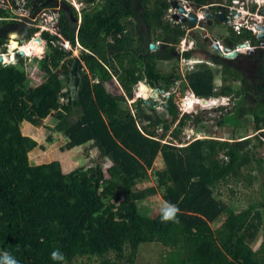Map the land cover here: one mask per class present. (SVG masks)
Wrapping results in <instances>:
<instances>
[{"label":"trees","instance_id":"16d2710c","mask_svg":"<svg viewBox=\"0 0 264 264\" xmlns=\"http://www.w3.org/2000/svg\"><path fill=\"white\" fill-rule=\"evenodd\" d=\"M83 1L85 8L76 32L66 22L65 12L60 20L62 36L72 46L77 42L82 49L77 58L84 69L79 71L75 96L63 89L76 58L63 59L68 53L58 48H50L43 57L42 48L48 45L24 44L21 47L30 46L31 56L38 58L29 70L0 65V254L12 253L20 264H71L77 258L98 254L109 264H133L141 244L157 242L169 249L164 264H264V243L258 250L252 247L263 225L257 204L232 212L223 230L213 232L210 227L228 208L222 197L215 195L217 186L227 183L229 176L237 177L243 165L251 162V156L256 160V146H249L251 138L241 144L200 138L176 146L172 140L180 141L189 116L179 119L174 95L163 106L170 121L156 112L149 99L140 98L135 113L122 106L126 96L133 97L140 83L168 92L181 77L171 80L169 74L156 67L157 61L177 57L176 45L185 35L180 25L172 26L163 19L170 0ZM185 1L200 8L232 0ZM69 7L75 18L76 11ZM138 9L145 23L156 21L147 43V47L159 43L153 53L144 49L139 27L133 23ZM0 16L8 13L0 9ZM246 38H251L250 31L243 29L237 34L230 30L228 40L234 44ZM191 53L185 51L181 56L189 59ZM240 56L225 60L216 55L211 61L221 66L223 74L240 78L241 90L236 91L245 94L250 90L249 81L246 76H238L245 68L233 65ZM262 56L242 57L259 76L252 88L255 96L263 99L252 112L257 131L262 128L259 124L264 125V95L258 88L264 80ZM17 58L18 62L22 60L19 55ZM35 69L44 72L48 80L36 89H28L24 84L25 71ZM114 77L123 95H113L105 88V83ZM183 84L199 99L221 97L230 101L236 92L224 83L216 92L214 72L206 66L188 72ZM147 92L152 90L148 88ZM244 101L239 100L233 112L225 114L218 125H229L228 118L236 115L238 120L235 118L230 126L238 133L242 120L239 110ZM50 116L57 121L51 130L67 140L61 150L90 144L98 150L95 165L79 166L64 174L57 162H29L37 143L21 134V125L40 128ZM178 119L174 132L167 135ZM158 129L162 130L159 137ZM166 136L172 140L162 142ZM261 136H255L259 145L264 142ZM47 142L51 143V137H47ZM159 154L166 167L157 172L159 185L135 190L138 181L149 178L148 172ZM104 160L111 164L105 170ZM256 163L260 165L262 159ZM68 168V163L63 164L64 171ZM121 187L126 191L124 200L112 203L111 196ZM158 189L163 192V201L179 207L177 222H162L160 210L154 217L138 212L136 203L155 195ZM57 249L65 257L63 262L51 259V252Z\"/></svg>","mask_w":264,"mask_h":264},{"label":"rangeland","instance_id":"374dc122","mask_svg":"<svg viewBox=\"0 0 264 264\" xmlns=\"http://www.w3.org/2000/svg\"><path fill=\"white\" fill-rule=\"evenodd\" d=\"M64 0H56V4H51L50 7H53L50 9V11H46V14L53 18L54 15L58 17L60 10L63 7ZM67 1V0H66ZM72 3V7L76 11V17L72 14L68 13L67 18L65 19L66 22L72 24V30L76 32L79 24H80V15L82 12V9L84 8L83 5H81L80 0H68ZM175 1V0H170ZM211 1V0H210ZM215 1V0H213ZM33 2V0H32ZM82 2H84L82 0ZM76 6H73L74 4ZM224 4V2H222ZM43 4H37L38 8H42ZM28 6H31V3L29 2ZM49 6V5H48ZM182 6L185 8L187 13H196L198 14L199 19H201L203 14V7H196L192 3L182 0ZM49 7V8H50ZM205 7V6H204ZM138 8V7H137ZM47 9V7H46ZM45 9V10H46ZM12 10L15 13H23L24 11L15 10L12 8ZM177 13V10L172 7V3L170 5V8L166 11L163 19L166 22L171 23L172 26L176 24V18L175 15ZM136 21H133L134 24H136L139 27V31L141 36L143 37V45L145 49L147 48L150 53H153L156 51L159 47V43H151L154 44L153 49H149L147 47V43L149 41V32L152 34V30L155 31L156 21L151 19L149 23H145V21L142 19L140 15V10L138 9L136 11ZM208 21V20H207ZM207 21H201L196 26H188L186 23L184 24L183 29L185 31V35L179 43L176 45L175 48V55L177 54V57L174 60L170 61H157L156 67L162 72L169 74L171 76V80H175L177 76H181L180 79H177L175 82V85L170 88L166 93L165 91L157 92L155 89H151L150 87H147L152 90V92L148 93L145 91V93L148 95L147 99L148 101H152L155 104L156 112L163 118L168 119L169 121L171 118H169L167 111L163 108L165 105V97L169 94L174 95V102L176 104V107L179 112V119L183 115L189 116V121H187V125L183 129L182 133L179 135L180 141H174L171 137L166 136L164 138L163 142L171 141L176 145H187L194 139H200V138H213V139H219V140H227L230 142L233 141H239L244 142L246 138H251V142L249 144L250 148H252L254 145L256 146V160L262 159V163L259 165L256 163V160L254 157L251 156V162L248 164L243 165L241 172L239 175L236 176H229L230 178L227 183L218 185L215 190V195L222 197V199L228 204L227 210L219 217L218 220H216L214 223L210 224L211 230L215 232L216 230H223L225 228V221L226 219L232 214V212H239L244 208H247L248 206L252 204L258 205V210L263 215V225L262 228L258 234V239L255 244H253V249L258 250L262 247V244L264 243V142L263 145H259V141L255 138L257 135H262V139H264V128L262 124H259L261 129L258 131L256 128V122L254 115L252 112L254 111V107L259 104L260 101L263 99L258 98L255 96L253 87L256 85L255 81L258 79V75L256 74V69L254 66L250 64L248 66V63L246 60L242 57L246 53L241 54L239 62L237 60L234 61L233 65L237 64L241 69L245 68L244 72L239 73V77L246 76L249 81V88L253 92H249L245 94H238L236 90H241V81L240 78L232 77L230 75L223 74L221 66L216 65L214 62L211 61V59L216 58L217 53L212 50V44L219 42L222 46L230 47L232 44L224 41L225 39V31L223 32V27L217 25H211L209 26V23ZM207 22V23H205ZM63 28V24L59 26L58 34L62 38V45H64L66 48H64L62 51L68 53L66 56H64L63 59H67L66 57H75V60H78V56H80L81 48H79L76 44L71 45L69 41H67L64 36L61 34V30ZM1 29V28H0ZM2 34V29L0 30ZM25 36L28 34L24 30ZM50 37H53L52 31L49 33ZM9 37V36H8ZM12 38H10L11 41ZM63 40H66L63 44ZM255 41V39H253ZM12 43V42H11ZM4 44V43H3ZM0 45V53L5 52L3 54H9V65H16V67H22L26 69H30L29 65L32 64L33 61H37L38 58L30 57L29 59L25 56L31 55L30 50L28 51V54H25L22 60L16 59V51L12 52L11 47L13 45H10L8 47H5L4 45ZM53 44H55L53 42ZM149 46V45H148ZM5 47V48H3ZM21 47V46H19ZM238 48L237 50H239ZM19 50V49H18ZM61 50V49H60ZM185 51H191V58L184 59L181 55ZM49 50H45L43 52V57L47 55ZM10 55H13V59H10ZM222 58V57H221ZM192 60V61H191ZM228 60V59H225ZM7 61V60H5ZM39 61V60H38ZM63 61V60H62ZM264 62V60H263ZM229 63V62H227ZM240 63V64H239ZM0 65L3 66L2 62H0ZM7 65V64H6ZM82 67L83 64L81 63ZM229 66V64H227ZM209 67L215 75V85L216 89L215 91H219L220 87L226 84L227 86H231L232 89H234L236 92H234L231 97V100L226 98V101L223 100L221 104H218L217 101H210L208 105L201 104V108L195 109L194 104L195 103H201V99L196 97L191 91H189L184 84V78L185 75L188 72L194 71L197 68L200 67ZM231 68V66H230ZM78 71L76 74L75 83L71 79L69 82H64V91L69 90L70 93L75 96L78 90V82H79V70L80 68H77ZM84 69V67H83ZM47 77L44 72H42L40 69L32 70L31 72L25 71V78H24V84L28 89H36L43 84L47 82ZM262 83V82H261ZM260 83V84H261ZM105 88L108 92L112 93L113 95H123L124 92L119 85L117 79L114 77L107 83H105ZM140 86L136 87L133 97L130 98L126 96L124 101H122V106L125 108H128L131 110L132 113H135L136 105L138 104V100L143 97L139 96L140 93H143L140 89ZM233 90V91H234ZM160 91V90H159ZM163 91V90H162ZM217 99V98H215ZM244 99L245 104L241 106L239 110V115L241 116L242 120L237 128V132L235 134L233 127L230 125H233L235 118L238 120L236 115L230 116L228 119L229 125L219 126L218 122L224 117L227 113H232L233 110L236 107L237 102L239 100ZM153 104V105H154ZM256 108V107H255ZM198 118L199 121L195 122V119ZM179 119L172 124L171 129L167 133V135H170L174 132V129L178 125ZM140 123V122H139ZM57 124L56 118L54 116H50L46 119L44 122L43 127L40 128H34L26 123H23L21 125V134L24 137H28L32 140H34L37 143V148L34 150L33 154L29 155V162L31 164H42L44 162H57L60 164V168L64 174L71 172L75 168L79 166H93L98 162V150L95 148H91L90 144H86L80 147H75L70 150H61L62 147L65 146V142L67 141L63 135H59L57 133H54L51 128H53ZM139 128L142 131H146L144 125L139 124ZM162 133L161 129L157 130V137ZM47 137H51V143L47 142ZM182 143V144H180ZM39 147L41 149H39ZM222 157V156H221ZM153 163V167L149 170V178L145 181H138L133 187L135 190H142L147 187L151 186H158L159 180H158V171L165 170V164H163L162 157L159 155ZM160 160V161H159ZM103 163V170H105L107 167H109L110 162L108 160H104ZM68 163L70 165V168H68L66 171L63 170V164ZM249 176L252 178L250 179ZM251 181V183L249 182ZM20 189H23V185ZM126 191L121 187L118 191L114 192V195L111 196V202L112 203H118L122 200H124ZM162 190L158 189V192L155 195L149 196L145 198L144 200H141L137 202V209L138 212L144 216L154 217L159 212L161 205H162ZM169 249L164 247L162 244L153 242V243H145L141 244L138 249L137 257L134 260L133 264H164L167 259ZM112 259H115V255H111ZM71 264H109L106 258L103 255L98 254L97 256L87 258V257H80L74 260Z\"/></svg>","mask_w":264,"mask_h":264},{"label":"built area","instance_id":"2783aa9c","mask_svg":"<svg viewBox=\"0 0 264 264\" xmlns=\"http://www.w3.org/2000/svg\"><path fill=\"white\" fill-rule=\"evenodd\" d=\"M66 1V0H65ZM81 1V5L85 6V4ZM264 0H232L231 1V8L229 10V19H228V27L231 31L234 33H241L243 29H246L250 31L251 37L254 38L255 34L259 31L256 29L257 25H264V17L259 14L260 7L263 6L260 2ZM69 4H72L70 1L67 0ZM27 0H0V9L4 10L8 13V16H0V27H10L13 25H20L23 24L22 29L19 32V35L25 30L28 34L24 36H19L18 38H15V42L19 45H33L34 40L38 39L41 46H47L46 48H42L45 50H49L50 48H61L63 50L66 48L64 45H62V38L58 34L59 26H60V20L61 16L58 15L56 17L54 15L53 18H50L46 12H41V14H38L37 17H31L29 16L28 12L23 13H15L13 9L22 11L26 9ZM29 4V3H28ZM27 4V5H28ZM74 4V3H73ZM249 4L256 5V14H254V18H252V12L250 10ZM73 6H76L75 4ZM211 6V5H209ZM208 8V6L203 7ZM19 15V16H18ZM202 16V15H200ZM252 19H251V18ZM202 18V17H201ZM6 22L4 25L2 23ZM20 23V24H19ZM44 30V31H43ZM52 31L53 37L47 36L45 32L49 33ZM250 39V38H249ZM53 42L55 44H53ZM66 42V40H63V44ZM4 43V44H3ZM4 45L5 47L10 46L11 41L10 39H3V42L0 45ZM220 49L222 50V46L219 42H217ZM76 45L81 48L78 43L76 42ZM59 46V47H58ZM250 47L252 45L249 44ZM3 47V48H5ZM238 49V48H236ZM12 52L16 51V59L17 55H20V51L18 48L12 49ZM43 51V52H44ZM5 52L0 53V56L2 57V64L5 66L6 64L9 65V54H3ZM13 55H10V59H13ZM7 60V61H5ZM169 92V91H168ZM166 93V92H165ZM142 93H140L139 96H141ZM171 94L167 95L165 99L169 98ZM228 99V98H227ZM213 102L216 101V99H209ZM223 100L226 101V98H223ZM196 140V139H194ZM193 140V141H194ZM264 140V139H263ZM163 142V141H162ZM167 142V141H166Z\"/></svg>","mask_w":264,"mask_h":264},{"label":"water","instance_id":"95a60500","mask_svg":"<svg viewBox=\"0 0 264 264\" xmlns=\"http://www.w3.org/2000/svg\"><path fill=\"white\" fill-rule=\"evenodd\" d=\"M172 7L175 8L177 10V13L175 15L176 19H179L181 22L186 23L188 26H196L199 22L201 21H207V20H214V18H220V14L219 13H212L211 11H209L208 8H205L202 14V18L199 19L198 14L196 13H187V11L185 10V8L182 6V0H175L172 3ZM259 14L262 15L264 17V6H262L260 8ZM8 29L9 28H3L2 29V34L0 35V37L5 38V39H9L8 37ZM256 29L259 31L258 33L255 34L254 39L259 41V46L262 47L264 49V25H257ZM23 38L25 36L24 31L21 33V35ZM250 39L246 38L243 42L241 43H234L232 44L230 47H226V46H222V50L220 49L219 45L217 43H213L212 44V50L215 51L217 53V55L219 57H222L223 59H228V60H232L237 56H240L241 54L244 53V51H238L236 48H241L244 49L247 47V45L249 44ZM40 44L39 40L36 39L33 42L34 46H38ZM149 49H153L154 48V44H149L148 46ZM246 51V56L248 58H252V56L256 53V49L253 47H249L247 48ZM20 55L22 56V54L20 53ZM2 61V57L0 56V62ZM74 65L78 68H80V70L83 69L81 63L78 60L74 61ZM76 73V70L74 71ZM79 85V82H78ZM143 93V97L144 99H147V94L145 93V91L148 90V87L145 84H140V88H139ZM155 91L157 92H164L162 90H158L155 89ZM218 104H221L223 102V99L217 98L216 99ZM201 104L203 105H208L209 104V99H205L202 98L201 99V103H195L194 104V108L195 109H199L201 108Z\"/></svg>","mask_w":264,"mask_h":264},{"label":"flooded vegetation","instance_id":"af4514ba","mask_svg":"<svg viewBox=\"0 0 264 264\" xmlns=\"http://www.w3.org/2000/svg\"><path fill=\"white\" fill-rule=\"evenodd\" d=\"M27 2L31 3V6L29 7L27 4L25 5L26 6V11L25 9L23 10L24 12H28L29 16L31 17V19L33 17H37L38 14H41V12H46V11H50L51 8L53 7H50V3L51 4H56V0H27ZM65 2V3H64ZM174 1H170V5L171 3H173ZM263 2V3H262ZM63 3V7L62 9L60 10L61 12L59 13V15L61 16L62 12H65L66 16L68 15V13L72 14V10L71 8L69 7V5L71 6L72 4H69L67 1H63L61 2ZM261 4H263L264 6V1H261L260 2ZM37 4H43L42 5V8H38ZM231 4L232 3H227V2H224V4H217V5H214V6H211L209 7V11H211L212 13H219L221 16L220 18H214V20H208L207 22L209 23V26L211 25H214V26H221V28L223 27V32L225 31L224 33V41L229 42L228 38H230V29L228 27V19H229V10L231 8ZM49 5V6H48ZM47 7V9H46ZM50 7V8H49ZM249 7H250V10H251V14H252V18H254V14H256L257 11L256 10V5H251L249 4ZM261 8V7H260ZM46 9V10H45ZM176 15V14H174ZM19 16V15H18ZM251 18V17H250ZM251 18V19H252ZM205 22V23H207ZM169 23V22H168ZM20 24V23H19ZM171 24V23H170ZM185 23L181 22L179 19L176 20V24L175 25H180V28H183ZM23 27V24H20V25H13V26H10L9 29H8V36L12 35V36H15L16 38H18L20 35H19V32L20 30L22 29ZM1 30V29H0ZM0 35H1V32H0ZM10 39V38H9ZM254 38H250V42L249 44L252 45L253 48L256 49V53L254 55H263L262 56V59L264 60V49L262 47L259 46V41L255 40L253 41ZM144 41V40H143ZM17 46H20L19 44ZM144 46V45H143ZM11 48L13 47L10 46ZM14 49V48H12ZM11 49V50H12ZM145 49V47H144ZM147 50V48L145 49ZM246 55V54H245ZM253 55V56H254ZM252 56V57H253ZM76 70V73L78 71L77 67L74 65V62L71 66V69H70V79H71V82L73 81L75 83V81H77L76 79V74H75V71ZM81 71V70H79ZM79 84H80V77H79ZM79 87V86H78ZM258 88L260 90H262V94L264 95V80L262 81L261 84L258 85Z\"/></svg>","mask_w":264,"mask_h":264},{"label":"clouds","instance_id":"9594fccd","mask_svg":"<svg viewBox=\"0 0 264 264\" xmlns=\"http://www.w3.org/2000/svg\"><path fill=\"white\" fill-rule=\"evenodd\" d=\"M211 6H214V5H211ZM211 6L208 5V8ZM71 7H72V5H71ZM84 8H85V6H84ZM0 28L3 29L5 27H0ZM6 28H9V27H6ZM3 39H5V38H3ZM58 49L60 50L61 48H58ZM244 53H246V51H244ZM20 57L23 58L24 56L22 55ZM26 58L29 59V56H26ZM140 84H142V83H140ZM143 84H145V83H143ZM63 92H64V90H63ZM142 99H144V98H142ZM179 212H180V209L178 206H176V205H174L168 201H163L161 208H160L161 221L162 222H169V221L177 222V214ZM50 255H51V259L53 261L63 262L65 259L63 253L59 249L53 250ZM0 264H20V262L12 253L4 252V253L0 254Z\"/></svg>","mask_w":264,"mask_h":264},{"label":"bare ground","instance_id":"6f19581e","mask_svg":"<svg viewBox=\"0 0 264 264\" xmlns=\"http://www.w3.org/2000/svg\"><path fill=\"white\" fill-rule=\"evenodd\" d=\"M262 3H263V2H262ZM43 31H44V30H43ZM9 38H12V39H11V42L13 43V47H12V48H14V49H15V48H18L19 51H20V53H21L23 56H24L25 54H28V51H27V50H30V51H31L30 46H27V47H26V46H25V47H19V46H17L18 43H16L15 40H14V39L16 38L15 36L10 35ZM12 43H11L10 45H12ZM20 46H21V45H20ZM249 47H250V46H249V44H248L246 48H244V49H241V48H240L238 51H242V52H243V51L247 50V48H249ZM12 48H11V49H12ZM250 48H251V47H250ZM28 55H29V57L31 56L30 54H28ZM191 61H192V60H191Z\"/></svg>","mask_w":264,"mask_h":264},{"label":"crops","instance_id":"0c3cea01","mask_svg":"<svg viewBox=\"0 0 264 264\" xmlns=\"http://www.w3.org/2000/svg\"><path fill=\"white\" fill-rule=\"evenodd\" d=\"M151 93V92H150ZM143 125V124H142ZM145 127V126H144ZM174 141H176V140H174ZM182 144V143H181ZM176 146H184V145H179V144H176ZM160 156H161V154H159ZM159 155L157 156V157H159ZM162 157V156H161ZM156 159H158V158H156ZM160 161V160H159ZM162 161H163V158H162ZM163 164H165L164 163V161H163ZM60 165V164H59ZM69 173V172H68Z\"/></svg>","mask_w":264,"mask_h":264}]
</instances>
